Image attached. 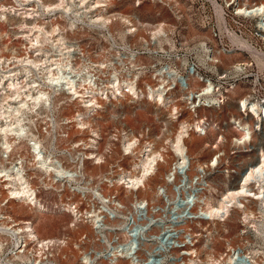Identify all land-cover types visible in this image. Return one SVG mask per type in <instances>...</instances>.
<instances>
[{"label":"rangeland","instance_id":"rangeland-1","mask_svg":"<svg viewBox=\"0 0 264 264\" xmlns=\"http://www.w3.org/2000/svg\"><path fill=\"white\" fill-rule=\"evenodd\" d=\"M55 1L0 0V8H21L17 13L33 9V16L27 19L31 24L46 30L52 25L58 28L51 38L36 43L30 39L37 33L20 27L19 16L0 18V74L20 69L14 54L36 53L45 60L43 67L56 59L69 63V76L76 85L93 86L86 99L98 94L95 96L99 100L102 97L103 105H96V111L85 120L89 126L81 127L74 118L78 109L84 111L82 103L59 87H48L45 68L28 73L26 79L41 87L29 88V93L45 91L46 101L27 98L19 106L15 104L18 99L13 98L6 107L0 104V112L5 114L0 126L7 127L5 133L0 129L1 180L7 175L6 169L14 165L11 173L20 178L19 169L44 206L34 210L24 204L16 210L7 197L0 198V264H134L118 259L116 246L130 232L135 213V255L140 260L149 253V264H188L190 259L193 264H223L229 247L236 250L237 264H264V209L260 213L258 204L240 200L254 218L243 222L242 208L237 207L215 226L204 203L208 199L216 204L236 185L239 172L254 162L256 149H264L260 131L253 132L244 144L233 142L239 128L233 118L254 123L246 102L244 107L240 100L247 98L264 106V65L229 38L232 33L264 53L260 24L235 12L236 3L264 0H216L223 8L224 24L211 0H176L174 5L171 0H63L54 11L42 9L41 2ZM99 14L108 17V27L101 25ZM31 24L27 23L29 28ZM159 24L164 31L152 35L153 27ZM57 34L63 38L61 42L56 40ZM124 83H132L135 94L124 87L116 89ZM203 85L212 88L210 93L194 102L188 99L191 91L197 93ZM155 90L169 101H155L150 97ZM173 103L191 114L190 118L185 113L182 121L199 119L204 123L195 132V143H187L189 161L176 171L167 135L182 121L177 120L180 113L176 110L168 113ZM125 133L134 136L129 149ZM10 139L15 145L9 153ZM92 139L100 142L103 157L96 160L94 154L83 161L84 152L96 151L94 144L84 146ZM148 142L156 149L167 148L173 160L163 172L169 190L159 186L162 179L152 184L154 194L130 191L117 181L121 172L133 171ZM212 154L217 161L215 157L209 160ZM192 166L195 176L189 178ZM135 200L146 207L134 210ZM19 223L31 224L40 238H53L56 245L41 249L29 240L18 253V234L7 231ZM159 238L166 248L162 257L156 244ZM66 241L67 257L61 250ZM196 245L200 250L197 256Z\"/></svg>","mask_w":264,"mask_h":264},{"label":"bare ground","instance_id":"bare-ground-1","mask_svg":"<svg viewBox=\"0 0 264 264\" xmlns=\"http://www.w3.org/2000/svg\"><path fill=\"white\" fill-rule=\"evenodd\" d=\"M15 1L18 2V0H15ZM31 1H34V0H31ZM211 1L217 7V12L219 15L218 17L220 18L221 23L224 24L223 23L224 20L222 18L223 8L217 3L216 0H211ZM62 2H63V0H56L54 3L51 2V3H47V4L41 2V5H42V9H44L45 11H50V10L54 11L56 8L62 6ZM20 9L16 8V7H12V6L11 7L1 6L0 18H2L4 20H8L7 16H9V15L19 16V18L22 19V21L19 24L20 27L28 28L30 30V32L34 31L37 33V34L33 35V37H32L33 39H30V40L36 39V43H37L39 40L42 41L43 39H49L52 37V34H54L58 30V28L56 26H53V25L51 26V28L49 30H46L44 27L37 25L36 23H33V24L29 23L27 21V19H30L33 16L34 10L30 9V10L24 11L22 13L21 12L17 13V11ZM25 10H27V9H25ZM235 10L238 14L246 15L248 13V14L253 15V18H252L253 21L255 23L260 24L258 32L260 33V35L262 34L264 36V3L263 2L257 1V2L251 3V4H248L245 2L237 3L235 5ZM98 19L101 21L102 26L108 27V26H106V24H108V17L106 15L103 16V15L99 14ZM9 20H10V18H9ZM262 20H263V25L261 26ZM27 23L31 24L32 26H30V27H32V28H29ZM225 30H224V32L226 33ZM162 31H164L163 25L159 24V25L153 27V31L151 34L156 35L159 32L162 33ZM57 36H59L58 37L59 39H56V40L61 42L63 40V38L58 34H57ZM25 37H26V35H25ZM228 37H229V35H228ZM27 38H28V36H27ZM229 38H231L230 40H232V42L235 44V46H239V47H241V49L242 48L245 49L248 52V54H250L252 57L256 58L258 62H261L262 65H264V53H261L262 51L259 52L248 41H246L242 38H238L236 35H234L232 33H230ZM230 57H232V55L231 56H225V58H230ZM221 60H223V59H221ZM22 61H24V63H26V64L28 63V64L33 65V66L39 64L38 59H34V58H30V57H28V58L24 57L23 60H21V62ZM52 62H53L52 65L54 67L49 69L48 74L53 79L54 83L58 84L59 83L58 81L61 79V76H59V73L55 71V68L61 67V64H60L61 62L60 63L57 62L56 59L52 60ZM221 64L223 65V61L221 62ZM21 67L23 70H26V68L23 66V64ZM20 74H21V70L10 71V69L8 71L4 72L3 74H0V94L3 92L1 94L2 96L0 95V97H1L0 101L2 102V103H0L1 107H3L5 104L10 105V102L13 100V98L18 99V101L15 99L17 101V103H15V104L22 106L26 103L27 98L33 99L34 101H38L47 95V93L45 91H42V90L36 91V93L34 95L29 93L30 92L29 88H30L31 84L26 83V82L22 83V80H21L22 77L20 76ZM64 79H65V82L61 86V87H63L62 89H63L64 94H66L65 93V91H66L67 94L70 95V98L78 99L77 101H79L83 105L82 110H84V111L81 112V109H78L76 117L74 118L75 119L74 121L78 125H80L81 127H83L85 125L89 126V120H87V121H85V120L89 119L90 114H92L94 112V110L96 109V105H99V104H100V106L103 105L102 97L99 100L95 96L98 94H95L94 96H91L90 98L86 99L87 97L85 96V94L87 93L88 90L92 89V88H90L89 84L87 87H85L84 84L76 85L73 79L67 78L66 76L64 77ZM24 87H28V89H27L28 91L26 90L27 93H26V91H23ZM91 87H93V86H91ZM122 87L127 88L128 92H132V94H135V92H136V88H134L132 83L131 84L130 83H124L123 85H119V84L116 85L117 90H120ZM208 87H210V86L209 85H203L202 88L199 90V92L200 91L203 92ZM79 89L84 90V91L80 92ZM21 91H23V92L21 93ZM189 94H193V91H191ZM136 95H138V93ZM150 97L154 98L155 101H158L161 103H165V102L169 101V97L163 98L161 93L157 92L156 90L153 91V93L152 92L150 93ZM105 98L107 99L108 97L105 96ZM194 100H195L194 96H192V102H194ZM211 101L215 102V99H211ZM240 101L242 102V106H244V107H245V102H246L247 108H249V111L247 113L251 114V117L254 119V123H249V122L246 123L243 120H240V119L237 120L236 118H233L232 119L233 124H234V122H237L238 127H239L237 129L238 136L236 138H234L233 142L235 144H244L246 140L250 139L251 134L253 132H256V131L262 132V139L264 140V130H263V128H264V106L258 102H249V100L247 98H242ZM4 107H6V106H4ZM172 109L176 110V114L180 113V116L178 117L177 120H181L185 113H187L188 116L191 118V114L187 110H185L183 108L179 109L178 105H176L175 103L169 105L168 113H171ZM3 114H4L3 112H0V118H1V116H3ZM4 116H5V114H4ZM171 116H172V114L167 119L169 122L172 121L170 119ZM203 125H204V123L202 121H200L199 119L198 120H192L191 123H187L185 120H183L181 123H179L178 127H176L175 132L171 131L168 133L167 136L170 137L169 138V144H170L169 148L171 147L172 148L171 150H173V152H174V169H175V171L177 170V167L179 165L184 164L186 160L189 161L190 154H189V149H188L187 143L189 141H191V143H193V144L195 143V141L197 139V138H194V135L196 134L195 132L200 130L203 127ZM6 128H3L0 126V129L2 132H4L6 130ZM96 136H98L97 133H96ZM133 137L134 136H132L130 134H127V133L124 134V142L127 144L126 149H129L132 146L131 141L134 139ZM158 143H156V144H158ZM87 144H89L92 147L94 144L96 151L95 152L91 151V153H87V152L85 153L84 152L83 156H84V154H85V156L82 157L83 161H84V159L91 158V156L94 154H95L93 156L94 159L101 160L103 157V154L100 152V142L92 139V141L86 142L84 144V146H86ZM14 145H15L14 141H12L11 139L8 140L7 147L11 148L10 152L13 150ZM154 145H155V143H154ZM109 148H110V146H109ZM256 150L258 152V155H256L257 157H255V160L253 163H251L249 166H247L246 168L242 169L239 172L238 180H237V183L234 187L227 189L221 195V198L219 200H217L216 204H212L211 200H208V199L204 200V203L206 206V208H205L206 212L209 214V216H211V219H212L215 226L218 223V221H220L221 218L225 214L227 215L228 212L232 211L233 209H236L237 207L242 208V214H243L242 220H243V222H249V220L251 218H254V215L252 214L251 211L244 209V206L240 205V200H246L247 202L251 201L255 204H258V206H259L258 212L261 213L263 211V209H264V149H256ZM131 151H133V148H131ZM92 152H94V153H92ZM215 155L212 154V156L209 158V160H211V159H213V157H215V160L217 161V158ZM168 156L169 155H167V148H164V147L161 148L160 147V148L156 149V147L153 146V144H151V142H148V144L144 148L142 155L140 156V158H138L137 162L134 163L133 171L121 172L118 175L117 181L121 182L122 184H125L126 188L130 189V191L135 190L136 192H142L144 194H147V193L154 194V188H153L152 184L154 182L159 181V179H162V183L161 184L159 183V186H163L167 190H169L170 186L168 187V185L166 184L167 182H164V179H163V172H164L165 167L169 168L173 164V160H170ZM104 163H105V158L103 160V164ZM198 165H199V163H198ZM82 166H83V169L85 171L86 167H84V164ZM100 166H102V165H100ZM93 167H95V166H93ZM14 169H15L14 165L9 166L7 168L8 171L6 173L7 175H5L4 180H1V177H0V198L1 197L2 198L7 197L9 204L12 206V203H14L13 207H15L16 210L17 209L20 210V208L23 207L24 204L31 206V209L33 207L34 210L44 209V206L42 205L41 200L39 199V197L37 196V194L35 192L36 190L32 189V187L27 185V182H26L25 178H23L21 176L19 169H17V170H18V173L20 175V178H18L17 174L13 175L11 172ZM91 169L93 170V168H91ZM187 175L189 176V178L192 176H195V173L193 172V166L190 168L189 173ZM173 176H174V182H176V172L173 174ZM22 180H23V182H22ZM17 181H19V182L17 183ZM155 184H158V183H155ZM63 194L65 196H68L67 191H64ZM61 202H62V200H61ZM67 208L68 209L71 208L69 205V202L67 203ZM71 212L72 213L74 212V216L77 217L76 211L71 210ZM89 217H91V216H89ZM94 219L95 218L93 217V220ZM17 225H18V227H15L12 230V232L15 234H18V240H19L20 246L25 247V243H27V241H29V240L36 242V244H38L41 249H44V248L49 249V247H53L56 245V240H54L53 238H40L37 235L36 230L32 227L31 224L21 223V225H20V223H19ZM215 241H217V239L214 237V241L212 244L213 246H215L214 245ZM129 243H130L129 238L125 237V239L118 245L123 247V246H128ZM57 245L59 246V244H57ZM62 249H63V254H65L66 257L69 256V241H66L64 243L61 250ZM194 249H195V254H196L195 256H197V254L200 252L199 246L196 245L194 247ZM213 249H215V248L213 247ZM235 251H236L235 248L229 247V250L226 253L225 258L223 260V264H232ZM121 252H122V250H121ZM118 256H123V255L121 253ZM126 257L129 259L131 258L129 255ZM192 261H194V260L190 259L188 264H193ZM213 261H216V260L214 259ZM38 263H40V262L38 261Z\"/></svg>","mask_w":264,"mask_h":264},{"label":"built area","instance_id":"built-area-1","mask_svg":"<svg viewBox=\"0 0 264 264\" xmlns=\"http://www.w3.org/2000/svg\"><path fill=\"white\" fill-rule=\"evenodd\" d=\"M172 2V5H174L176 3V0H171ZM170 4V3H169ZM237 4V3H236ZM236 12V11H235ZM236 14H238L236 12ZM238 15H241L242 17H246V18H249L253 21V15L251 14H238ZM254 22V21H253ZM255 23V22H254ZM256 24V23H255ZM132 26V24L130 25ZM134 31V29H133ZM136 32V31H135ZM24 57H30V58H34V59H38L39 60V64L33 66V65H30V64H26L24 63V61L21 62V60H23ZM12 58H15L17 61H19L21 63L20 66H23L26 68V70H23L22 67H20V69L18 70H21V74L20 76L22 77L21 80H22V83L26 82V83H29L31 84L30 85V90L32 89H36L37 87H40V84L34 82L33 80L29 81L27 80V74L28 73H36L38 70L42 69V68H45V71H44V74H45V79L47 80V85L48 87L50 88H56V87H59V89H61L63 91V87H61V85L65 82V79L64 77L66 76L67 78H70L69 76V63L67 64H61V67H57L55 68V71L59 73V76H61V79L59 80V83L56 84L54 83L53 79L49 76L48 72H49V69L50 68H53L54 66L52 65V60H55V59H51L48 63H46V66L43 67L42 66V63L45 61L43 59H41L38 55H36V53L34 55H30L28 53H21L19 55H16L14 54ZM58 62V60H56ZM18 70H15V71H18ZM90 85V84H89ZM85 87L88 86V84L84 85ZM91 86V85H90ZM27 87H25L24 91H26ZM41 88V87H40ZM37 90H40V89H37ZM210 90H212V88L208 87L206 90H204L203 92L202 91H198L197 93H193V94H188V99L192 100V96H194V99H201L200 97H202L203 95H206L207 93H210ZM65 93L67 94V92L65 91ZM40 101H46V98H42ZM39 102V101H38ZM37 103V102H35ZM208 105H212L210 103H207ZM10 148V147H8ZM11 150V148H10ZM10 153V151H9ZM20 163H17V167L20 168L19 166ZM11 165V164H10ZM7 170V169H6ZM1 179H3L2 177L3 176H0ZM2 198V197H1ZM6 198V197H5ZM6 201L8 202L7 198H6ZM69 202V201H68ZM143 202L141 200H135V205H134V210H137L139 208H144L146 207L147 204H142ZM137 217V213L134 214V216L131 218L130 220V223L131 225L130 226V232L128 233V235L126 237L129 238L130 240V243L128 244V246H123L121 247L120 244L121 242H119L116 246V252H117V258L118 259H127L129 260L130 262H133L134 264H138V263H141V264H149V261H150V254L149 253H144L142 258L139 260L138 258V254H136V252L138 250H134L135 247H136V244H135V240H136V229H137V225H138V222L135 220V218ZM15 228V225H12L9 230L7 231V233L9 234H13L12 230ZM1 243V242H0ZM156 244H157V247L159 248L158 251H160V257H162V254L166 251V248H165V244L163 242V240H161L160 238L157 239L156 241ZM16 247H17V250H18V253L21 252L20 249H23L24 250V247L20 246V243H19V240H18V237H17V240H16ZM122 250V252H121ZM140 251V250H139ZM122 253L123 256H118ZM237 253L234 254V258H233V262L232 264H237L236 262V255ZM130 256L131 258H127L126 256ZM117 259V261H118ZM163 262H167V259H163L162 260ZM221 263V262H219Z\"/></svg>","mask_w":264,"mask_h":264}]
</instances>
